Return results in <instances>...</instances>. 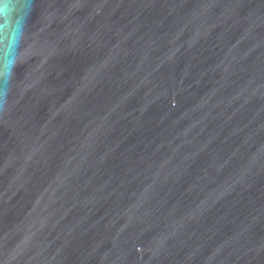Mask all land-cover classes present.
Masks as SVG:
<instances>
[{"label": "water", "instance_id": "obj_1", "mask_svg": "<svg viewBox=\"0 0 264 264\" xmlns=\"http://www.w3.org/2000/svg\"><path fill=\"white\" fill-rule=\"evenodd\" d=\"M0 264H264V0H0Z\"/></svg>", "mask_w": 264, "mask_h": 264}]
</instances>
